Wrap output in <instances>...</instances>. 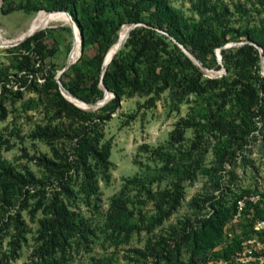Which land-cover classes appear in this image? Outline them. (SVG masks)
Instances as JSON below:
<instances>
[{"label": "trees", "instance_id": "16d2710c", "mask_svg": "<svg viewBox=\"0 0 264 264\" xmlns=\"http://www.w3.org/2000/svg\"><path fill=\"white\" fill-rule=\"evenodd\" d=\"M188 1L194 15H186L170 0H4L0 9L4 14L16 10H67L71 13L82 34V53L62 73L60 81L71 94L87 102L103 97L104 92L99 86L102 62L117 40L121 26L140 24L130 31L103 75V84L115 94L108 101L113 103L111 110L100 113L83 111L63 97L55 80V67L46 69L43 65L46 58L56 54L59 40H55L54 45L45 51H38L45 30L14 46L16 52L9 58L7 66L0 67V85L3 80L8 82L15 78V82L21 81L27 91L44 96L47 106L53 111L52 118L69 117L79 122L78 127L72 129L73 134L50 123L37 124L30 132L32 139L44 141L53 151L51 156L41 153L31 157L42 170L40 176L29 170L25 173L18 171L0 157V201L3 203L0 207V231L13 230L7 242L8 249L0 253V264H11L21 255L19 250L27 240L25 233L29 231L21 211L28 207H31L28 212L32 220L38 209L43 212L37 228L38 244L33 251L34 264H70L71 249L78 250L79 242L83 246L88 245L99 232L119 243L128 242L133 234L152 233L180 206L185 194L182 181L191 182L196 178L203 157L194 160V156L199 154L203 129L209 136L213 135L216 142L212 167H203L202 173L209 175L213 190L219 188L218 172L225 158L242 148L247 136L255 130L252 118L256 116L264 122V75L259 72V51L249 43L222 48L221 59L227 73L210 78L178 44L189 49L210 68H219L215 48L233 39L242 37L253 41L262 47L264 54V17L254 25L225 27V20L231 15L225 3L220 0L212 4L209 0ZM258 3L261 6L258 12L261 13L264 11V0H258ZM234 6L242 10L241 4ZM104 7L111 11L107 17L102 14ZM67 29L70 30L69 27ZM93 46H96V52L89 55L88 49ZM7 51L13 52L10 48ZM36 55L40 66H36ZM42 72L43 83L37 80V73ZM28 74L33 75L30 81ZM1 90L0 120H4L7 115L4 102L8 99L12 102L20 100L23 91L5 86ZM165 91H169L172 109H178L179 103L193 94L199 99L193 105L194 112L176 123L167 146L160 145L149 150V160L155 164L159 162L161 166L154 169L145 165L140 175L127 178L102 212L103 224L93 225L72 206L78 194H82L87 205H97L100 200L98 175H103L106 181L109 179L111 146L100 143V124L111 118V112L120 105L123 97L144 96L146 99L140 106L149 107L155 106ZM33 104L34 101L29 99L24 107L32 108ZM225 113L230 116L228 120L224 118ZM129 116L130 119L135 118L134 113ZM200 119L204 122L200 123ZM192 127L195 135L189 146L175 147V143L184 141V130ZM61 138L74 140L73 159L55 147ZM6 142L0 133V150ZM175 172L179 174L171 181V187L153 193V183ZM232 180L233 176L229 184ZM53 181H57L58 188L48 192L45 185ZM213 190L205 195L197 194L189 201L195 220L187 216L166 229L168 235L147 241L152 264H209L210 259L230 260L242 248L240 234L235 233L228 245L214 251L219 243L227 239L223 228L236 214L237 200L244 194L254 195L256 191L241 189L238 192L226 185L223 189L220 187L217 197ZM141 195L146 196V202L149 199L161 200L154 213L145 215L135 210L136 200ZM30 198L35 200L33 204H28ZM206 202H209L211 210L208 215L198 218V212L206 208ZM240 216L243 231H249V237H257L264 242V228L254 229L258 220H264V194L256 202L247 200ZM4 235L0 234V245ZM133 252L138 260L144 259L145 264H149L145 259L149 256L146 252L141 249H133ZM93 264L112 263L99 259Z\"/></svg>", "mask_w": 264, "mask_h": 264}, {"label": "rangeland", "instance_id": "374dc122", "mask_svg": "<svg viewBox=\"0 0 264 264\" xmlns=\"http://www.w3.org/2000/svg\"><path fill=\"white\" fill-rule=\"evenodd\" d=\"M170 1L174 6L182 9L186 15H194L193 11L190 9L191 4L188 0ZM209 1L210 4L217 3V0ZM220 1L225 3L231 11V15L225 20V27L242 28L247 25H254L258 23L259 18L264 17V11L261 13L258 12V9L261 7L258 0ZM235 4H241L242 10L235 9ZM42 12L48 11L42 10L38 12H26L24 10H16L8 14H4L0 10V36L4 39H12L16 37L28 28L36 16ZM110 12V8L104 7L102 14L104 17H107L110 15ZM129 24L121 26L118 32V37L120 32L128 27ZM67 27H69V24L61 22L50 23L41 27L43 28L41 30H45V35L39 42V52L52 47V45H54V41L59 40L56 54L53 57L46 58L45 63L43 64L46 69L55 67V76L57 72L63 68L67 59L69 58V60H71L72 57L74 36L72 30H68ZM242 41L246 40L241 37L238 38V40H231L230 43L234 44ZM7 45H0V67L7 66L9 58L16 52L14 47L16 45ZM7 48L12 49L13 52H8ZM216 50L217 48H215V53ZM95 52L96 46L88 49L89 55H93ZM208 60L210 61L211 58L209 57ZM217 64H219L218 61ZM211 68L215 72V70L221 69V66L219 64V68ZM214 72L211 71V74H214ZM259 72L261 75H264L261 69V64ZM223 74H225L224 71L210 78H217ZM41 82L43 83V80ZM22 91L23 95L20 100L12 102L8 99L4 102L7 115L4 120H0V133L2 134V137L7 140V142L1 147L0 157L9 161L18 171L25 173L26 170H29L34 172L37 176H40L42 174V170L36 165L34 161L35 159H31V157H37L41 153L51 156L53 151L50 145L46 144L44 141L32 139L29 135L30 132L37 124L46 125L50 123L52 126L58 125L61 130H65L66 132L73 134L74 131L72 129L78 127L79 122L76 121V119L69 117L52 118L53 111L47 106L44 96H41L40 93L37 92L27 91L25 88ZM29 99L34 101V104L32 105L33 107L25 108L24 104ZM145 99L146 97L137 95L133 97H123L120 101V105L115 107L113 112H111V118L100 124L99 129H101L100 131L102 133L100 143H109L111 146L109 155L111 166L108 170L109 179L106 181L103 178V175H98L100 200L97 205H94L93 203L87 205L84 202L82 194H78V197L74 200V206H72V209L84 215V217L87 218L93 225L101 226L103 224L102 215L108 207L109 199L112 195L118 193L127 178L134 175H140L142 173L143 166L145 165H150L149 167L154 169L161 166L159 162L158 164H155L149 160V156L151 154L149 150L160 145L167 146V141L170 138V132L175 128L176 123L183 118H187L189 114L193 113V109L195 108L194 104L199 100L191 94L186 96L182 102L179 103L178 109H172V99L169 91H165L161 94L160 99L156 102L155 106L141 107L140 105L144 103ZM185 99H188V101L184 102ZM76 101L80 103L82 102L80 100ZM108 101L96 109L88 106L79 107L76 104L71 103L83 111L100 113L114 108L113 103H108ZM133 113L135 114V118L130 119L129 115ZM229 117L228 113L224 114L225 119L228 120ZM197 119L199 118L197 117ZM252 120L255 124V130L247 136L246 143L242 148L235 150L231 156L225 158L224 165L218 172L220 183L218 189L213 190L209 180V175L207 173H202V169L212 167L215 159L216 142L213 135H210V137L208 132L203 129L204 138L202 139V144L199 148V154L194 156V160L203 157L201 160L202 165L197 170V175L194 180L191 182L188 180L182 181L183 186H185V194L178 209L169 218L165 219L161 226L156 227L152 233L133 234L129 241L125 243L114 242L105 238L101 232H99L97 236H94L93 240L89 241L88 245L83 246V244L78 241V250L77 248L71 249L72 256H70V264H93L94 261L99 259H107L111 261L112 264H145L143 261L144 259L141 258L142 260H138V256L135 255L133 249H141L147 253V256L150 253L148 246L147 251V241L152 242L156 240L157 237L159 238L162 235H168V231L166 229H168L171 225L178 224L180 220H183L187 216H191L192 220H195L193 211L189 208V201L193 196L197 194L205 195V193H210V190H213V194L219 197L221 192L220 187L223 189L224 186L230 185L232 190L238 192L241 191V189L256 191L253 194L260 198V196L264 194V122L261 118L256 116L252 118ZM201 122H204V120L200 119V123ZM198 132L200 133V129ZM194 135L195 130L193 127L185 129L184 141L175 143V147L182 148L183 145L189 146L190 141L194 138ZM206 138L208 139V142H206ZM73 145L74 140L65 138H61L55 143V147L59 149L60 153H67V155H69V159H73ZM178 174V172H175L171 174L172 176L162 178L161 181L153 183L151 185L153 193H158L159 191L171 187V181L174 177H178ZM231 176H233V182L232 184H229ZM57 188V181H53V183L45 185V189L48 192H52ZM32 190L34 191L35 189ZM49 194L50 193H48V195ZM34 201V199L30 198L28 204H33ZM160 203L161 200L158 199H149L146 202V196L141 195L138 200H136L134 208L135 210H140L145 215H150L155 212L156 205ZM205 204L206 208H203L200 212H198V218L208 215L211 210L209 202H206ZM1 205H3L2 201H0V207ZM30 208L31 207H28L21 211L22 218H24L26 223H28L27 225L29 231L25 233L27 240L23 243L21 249L19 250L21 254L20 257L12 261L11 264H34L33 261L35 260V257L33 251L38 244V240L36 239L37 228L39 226V218L43 217V212L41 211V208L38 209L35 212L36 214L34 216V220H32L30 219L28 212L30 211ZM242 221V216H236V218L233 216V218L223 228L224 235L227 236V239L224 243H219L214 248V251L228 245L235 233H239V236L242 239V246L249 243L250 240L253 241V243L250 244L251 246H249L253 249V259L246 263L235 262V264H259L256 257L264 252V248H259L263 241L259 240L257 237H249V231H243ZM12 232V229L8 231H0V234H5L0 245L1 254L8 249L7 242ZM151 257L152 256L149 255L145 258L148 260L147 263L149 264L153 263ZM224 262H226V260L221 258L216 260L210 259L208 261L209 264H223ZM233 262L234 261H232V264Z\"/></svg>", "mask_w": 264, "mask_h": 264}, {"label": "water", "instance_id": "95a60500", "mask_svg": "<svg viewBox=\"0 0 264 264\" xmlns=\"http://www.w3.org/2000/svg\"><path fill=\"white\" fill-rule=\"evenodd\" d=\"M4 0H0V7L2 6ZM42 11V10H40ZM54 11H58V10H54ZM59 11H64L65 13L68 14L69 18H70V21L72 22V24L74 25V27L76 28V30L78 31V34H79V54L77 56V58L73 61H70L69 58L67 59L65 65L63 66V68L57 72L56 76H55V79H56V82L58 84V88L61 92V94L63 95L64 98H66L69 102H72L70 100V97L71 98H74L76 100H80L84 103H86L88 105V107L90 108H93V109H96L97 107L105 104L109 99H111L112 97H114V93L113 92H110L106 87L105 85L103 84V81H102V78H103V75L107 69V66L109 64V62L112 60L113 56L118 52V50L121 48L122 44L125 42V40L127 39V37L129 36L130 34V31L137 25H139L140 23H130L128 25V32H127V35L125 36V38H123L121 41H119L117 47L112 51V53L110 54V56H108L106 58V55L103 59V62H102V66H101V71H100V80H99V86L100 88L103 90L104 94H103V97L100 98L99 100L97 101H92V102H87V101H84L76 96H74L73 94H71L64 86L63 84L61 83L60 81V76L61 74L71 65L73 64L74 62H76L78 60V58L80 57L81 53H82V34L78 28V25H77V22L75 21V19L72 17L71 13L67 10H59ZM50 12H53V11H50ZM69 27L70 29L72 30V33H73V36H74V29H73V26L71 24H69ZM43 29V28H41ZM41 29H38V30H34V31H30L28 32L24 37H22L21 39H17L15 40L14 42H11L9 43V46H14V45H17L19 43H21L22 41H24L26 38H28L29 36L33 35L34 33H36L37 31L41 30ZM245 43H249V44H252L254 45L258 51H259V55H260V64H261V69L263 71V74H264V68H263V62H264V54H263V49L261 46H259L258 44L254 43L253 41H250V40H246V41H242V42H239V43H226L225 45L217 48L216 50V57H217V61L218 63L220 64L221 66V69L219 70H215L216 73L210 75L208 74L206 71L208 70H212V68H209L207 66H205L189 49L185 48L182 44H178L181 49L183 50V52L190 58V60L196 65L198 66L206 76H209V77H214L220 73H222L223 71L226 73V68L224 67V65L222 64V60H221V49L222 48H228V47H232V46H239V45H242V44H245ZM8 46V45H7ZM70 54V52H69ZM69 57V55H68ZM75 104V103H73Z\"/></svg>", "mask_w": 264, "mask_h": 264}, {"label": "bare ground", "instance_id": "6f19581e", "mask_svg": "<svg viewBox=\"0 0 264 264\" xmlns=\"http://www.w3.org/2000/svg\"><path fill=\"white\" fill-rule=\"evenodd\" d=\"M56 22L67 23V24H71L73 26V29H74V31H73L74 32V47H73V51H72V57L70 60V61H73L76 59L78 52H79V34H78V31L76 30V28L74 27V25L72 24V22L70 21L68 14L65 13L64 11L42 12V13L38 14L36 16V18L30 24V26L28 28H26L23 32L18 34L16 37H14L12 39H4L0 36V45H7V44L9 45V43L14 42L17 39H21L30 31L41 29V27H44L50 23H56ZM127 32H128V27H126L125 29H123L120 32L118 39L108 49L106 58L108 56H110L112 51L117 47L119 41H121L123 38H125V36L127 35ZM211 71L214 72L213 70H208V71L205 70V72L212 75ZM214 73H216V72H214ZM70 100L73 101V103H75L79 107L88 106L87 104H85L83 102L80 103V102L76 101V99H74V98L70 97Z\"/></svg>", "mask_w": 264, "mask_h": 264}, {"label": "built area", "instance_id": "2783aa9c", "mask_svg": "<svg viewBox=\"0 0 264 264\" xmlns=\"http://www.w3.org/2000/svg\"><path fill=\"white\" fill-rule=\"evenodd\" d=\"M36 58L38 59V57L36 56ZM36 66H40V60L38 59L37 62H36ZM23 72L19 73V76L22 74ZM29 76V80L32 78V74H28ZM43 74L42 73H37V80L39 82H41L43 80L42 78ZM15 78H12L10 81H6V80H3L1 82V85H0V92H1V89L3 86H5L6 88H11V89H20V90H23L25 88V86H23L21 84V81H17L15 82ZM259 197H257L256 195H251V194H247V195H243L241 198H239L237 200V203H236V206H237V212L236 214L234 215V217L236 218V216H240V212L241 210L243 209L246 201H252V202H256L258 200ZM254 228L256 230H260L262 228H264V220H258L255 225H254ZM224 243V242H223ZM253 241L250 240L249 243H246L242 246V249H240L239 251H237L235 254L232 255L231 259L230 260H226V262H224L223 264H232V261L233 264H235V262H242V263H246L250 260H252V254H253V249L250 248L249 246H251L250 244H252ZM264 248V242L262 243V245L259 246V248ZM255 248V247H254ZM259 262V264H264V255L260 254L258 257H256ZM222 262V261H221Z\"/></svg>", "mask_w": 264, "mask_h": 264}]
</instances>
